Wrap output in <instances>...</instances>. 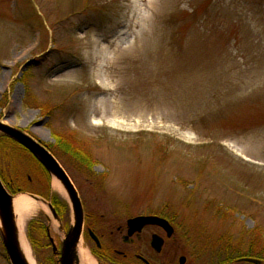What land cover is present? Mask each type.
<instances>
[{
    "label": "rangeland",
    "instance_id": "obj_1",
    "mask_svg": "<svg viewBox=\"0 0 264 264\" xmlns=\"http://www.w3.org/2000/svg\"><path fill=\"white\" fill-rule=\"evenodd\" d=\"M0 120L62 154L102 229L170 219L164 263L263 256L264 0H0ZM10 144L0 141L5 179L36 201L57 195L73 224L63 183ZM48 210L26 219L28 242L36 219L65 241Z\"/></svg>",
    "mask_w": 264,
    "mask_h": 264
},
{
    "label": "water",
    "instance_id": "obj_2",
    "mask_svg": "<svg viewBox=\"0 0 264 264\" xmlns=\"http://www.w3.org/2000/svg\"><path fill=\"white\" fill-rule=\"evenodd\" d=\"M0 131L14 138L22 145H24L29 151H31L47 168V170L57 177L65 186L70 200L72 202L74 211V224L70 230L67 240L64 245L63 263L64 264H74L73 259L75 256V248L80 239L82 226H83V210L81 205V200L79 198L78 192L71 181L69 175L55 158V156L43 145L41 142L35 140L30 135L26 134L22 130L12 127L10 125L4 124L0 121ZM54 215L56 213L52 206L50 205ZM154 223L165 227L171 235L173 229L169 222L161 217L148 216L140 217L129 221V224H147ZM0 230L3 239L7 255L11 261V264H27L25 258L19 250L17 239H16V225L15 217L13 213V197L3 184L0 178ZM158 239L153 240V245L157 249H160L161 242L157 246L155 243ZM246 261L259 264L260 261L252 258L245 259Z\"/></svg>",
    "mask_w": 264,
    "mask_h": 264
},
{
    "label": "flooded vegetation",
    "instance_id": "obj_3",
    "mask_svg": "<svg viewBox=\"0 0 264 264\" xmlns=\"http://www.w3.org/2000/svg\"><path fill=\"white\" fill-rule=\"evenodd\" d=\"M82 204L84 211L83 246L86 240L92 243L88 247L87 252L95 264H173L175 262L173 259L171 262L167 261V263H164L160 258L163 249L170 241V238L174 236L168 237L165 230L160 226L153 224L143 225L140 229H136L132 234H129L128 221L139 216H146L147 214L142 213L131 217L128 216L125 220H122L123 222L116 227V230L111 229L106 231L104 228H101L99 223V219L102 217L100 215L99 217L95 211H86L84 203ZM91 231L99 239L100 246L97 245L91 236ZM114 231H116V234ZM118 235L122 237V243L119 242ZM154 235L162 237V249L160 252H157L152 246ZM123 244L126 245L124 249L121 248ZM86 245L89 246L87 243ZM57 246L58 250L51 264L54 261L57 264H62L59 261L61 258V240L57 243ZM186 262L187 260L185 259L183 264H186ZM75 263L82 264L79 256L75 258ZM178 264H181L180 259L178 260Z\"/></svg>",
    "mask_w": 264,
    "mask_h": 264
},
{
    "label": "bare ground",
    "instance_id": "obj_4",
    "mask_svg": "<svg viewBox=\"0 0 264 264\" xmlns=\"http://www.w3.org/2000/svg\"><path fill=\"white\" fill-rule=\"evenodd\" d=\"M53 181L58 190L63 189L62 182L57 177H55ZM33 200L34 199H32L26 193H19L14 195L13 197V213L15 217L17 244L27 264H36V261L30 249V245L28 244L25 234L26 219L30 217L33 210L37 207L42 206L46 209V211H49L48 207H46V204L42 203V201H36V200L33 201ZM81 240L82 238H80L79 240L77 251L81 258L82 264H95L90 259L87 249H83L84 247L83 244H80Z\"/></svg>",
    "mask_w": 264,
    "mask_h": 264
},
{
    "label": "trees",
    "instance_id": "obj_5",
    "mask_svg": "<svg viewBox=\"0 0 264 264\" xmlns=\"http://www.w3.org/2000/svg\"><path fill=\"white\" fill-rule=\"evenodd\" d=\"M53 135L56 137V139L58 140V143L59 144H61V146L63 147V153H68V154H70L69 152H70V150H69V148H67V145H66V143L67 142H64L66 139L68 140V137L67 136H65V135H63V134H58V133H56V132H54L53 133ZM62 136H64V138L62 137ZM71 138V137H70ZM63 139H64V141H63ZM72 142L74 143V139H72ZM68 144V143H67ZM48 146V148L55 154V151H54V149H52V147L51 146H49V145H47ZM59 148V147H58ZM76 153V152H75ZM73 154V157L75 156L76 158H77V160L80 162V164L81 165H83V166H85V167H87L88 169H90L91 168V166L93 165V163H94V161H93V157L92 156H89L88 157V160H86V159H84L83 157H81V156H77L76 154ZM57 157H59V158H62V154H55ZM71 155H72V152H71ZM70 155V156H71ZM18 190H22V189H20V188H15V191H18ZM51 200H52V202H53V204H54V206L57 208L58 206H61L62 205V207L63 208H67V205L65 204V202H63L61 199H59L58 198V196L57 195H52L51 196ZM61 204V205H60ZM45 225H43L40 221H38V220H34V221H31L30 223H29V230H34L35 231V229H38L39 231L41 230V231H45ZM40 233V232H39ZM41 235H43L42 233H41ZM260 239V238H259ZM34 245H36V243H35V240H34ZM251 246H252V244H251ZM220 251V250H219ZM239 251H240V248H239ZM263 252V256H261V254H257V253H251V254H246V255H239V256H236L235 254L232 256V257H228V259L229 260H232V261H234V260H236V259H238V258H240V257H243V256H250V257H255V258H263L264 259V250L262 251ZM222 255L221 254H219V257L220 258H218L219 259V262H218V264H230V261L227 259V258H225L226 256H228V255H226V256H223V257H221ZM223 258H225V260H223ZM231 261V262H232Z\"/></svg>",
    "mask_w": 264,
    "mask_h": 264
}]
</instances>
